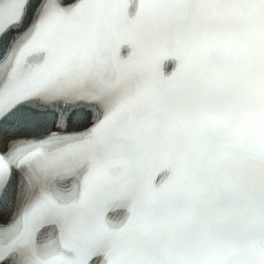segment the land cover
<instances>
[{
	"label": "snow or ice",
	"instance_id": "obj_1",
	"mask_svg": "<svg viewBox=\"0 0 264 264\" xmlns=\"http://www.w3.org/2000/svg\"><path fill=\"white\" fill-rule=\"evenodd\" d=\"M0 264H264V0H0Z\"/></svg>",
	"mask_w": 264,
	"mask_h": 264
}]
</instances>
